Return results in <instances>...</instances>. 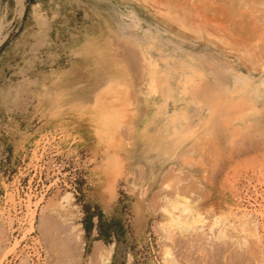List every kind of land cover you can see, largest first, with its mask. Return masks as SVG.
Listing matches in <instances>:
<instances>
[{
	"label": "rangeland",
	"instance_id": "rangeland-1",
	"mask_svg": "<svg viewBox=\"0 0 264 264\" xmlns=\"http://www.w3.org/2000/svg\"><path fill=\"white\" fill-rule=\"evenodd\" d=\"M136 4L0 0V264H164L166 247L174 264H264V93L234 83V49ZM174 196L195 202L182 227ZM85 206L122 231L87 236Z\"/></svg>",
	"mask_w": 264,
	"mask_h": 264
},
{
	"label": "bare ground",
	"instance_id": "bare-ground-1",
	"mask_svg": "<svg viewBox=\"0 0 264 264\" xmlns=\"http://www.w3.org/2000/svg\"><path fill=\"white\" fill-rule=\"evenodd\" d=\"M129 1L130 2L131 1H134L135 3L139 4L141 7L145 8V9H149L150 7H151V9L153 8L152 6L149 5V2L150 1H153V3H156V5L158 6V8H157V10L153 8L155 12H150L151 15H152L151 17H153L157 22L161 23L164 26V28H167V29L175 32L176 35L179 36V37H181V38L186 37L183 34L182 31L183 30H188V31H191V32H193L195 34H198L200 36L214 38L216 40V42H218V44L221 43V44H224L225 45L224 47H222V49L225 48V47H226V50L228 48L230 51L232 49H234L236 51V57H237V60L239 62L238 64H240L242 67H244V69L247 71V74H245L242 71H240L239 67H236L235 64L226 61L225 62L226 68H228L230 71H233L234 72V83L235 84H238V85H242V86H247V85H250V83H254L253 86H252L251 93L254 94V95H258V94L260 95V92H263L264 93V83L263 84H261V83H258V84L255 83V81L253 79L254 77L252 76V74L258 69V67H259V70L258 71L264 72V0H129ZM153 3L150 2V4H153ZM126 13H127V11H126ZM173 24L176 25V27L177 26L178 27L176 28L174 26V28H173L172 27ZM142 32H144V31L142 30ZM106 37H107V35H106ZM95 41H96V39H95ZM107 41L109 42L108 38H107ZM216 42H214L212 44L215 45V46H217L216 45L217 44ZM142 43H144V42H142ZM247 44H250L251 47L248 48V49L247 48L245 49V47H246ZM219 46L221 47V45H219ZM96 48H98V46ZM229 50H227V51H229ZM241 50H245V51H243L244 52V55H242V56H241V54H238V52L241 51ZM232 52H234V51H231V53ZM144 54H145V52H144ZM234 54H235V52H234ZM145 57H150V56H145ZM255 57H257V59L259 60V62L262 63L258 67L255 66L256 68L253 66V64H255V62H254V58ZM152 62L153 61H151V64H152ZM196 65H197V63H196ZM124 66H126V64ZM201 78H203L202 71L199 69V66L198 67H195V68H193L192 72L190 73V78H189V82L188 83H192L195 80H198V79H201ZM150 79H151V77H148V81ZM263 79H264V77H263ZM130 80H129V82H130ZM260 87H263V90L262 91L259 90ZM255 104H256V102H255ZM249 106H251V105H249ZM238 111L239 110H237V112ZM238 113H237L238 114L237 116H239V115L241 116L242 115V112H238ZM166 145H168V144L166 143ZM169 145H170V143H169ZM167 148L164 151H166ZM69 195H70L69 193L68 194L66 193V195L64 197H62V199L68 200L67 202H69V200H70L69 199V197H70ZM193 196H195V195H193ZM180 197L178 198V196H174V198L172 197V199L171 198H166L165 201L168 203V205L170 207H167V205H165V206L163 205V210L167 213V215L169 216V218L171 220L176 221V224L179 227H182L183 225L185 226V223L184 222H183L184 224L182 223L183 224L182 226L180 224L182 214L184 215V218H185L186 217L185 214L187 215V213L185 211L188 210L190 208V206H192V205H193L192 207H194L195 202L194 201H191V204L194 202L192 205H190V202L189 201L180 202V199H182ZM196 197L201 198L199 196H196ZM196 197H194V198H196ZM194 198H192V199H194ZM170 199L173 200L172 203H171ZM174 202H177V204L179 202V204L178 205H175ZM197 203H199V202H197ZM198 207H196V208L198 209ZM184 212H185V214H184ZM196 212H197V210H196ZM196 212L194 210V213H196ZM200 212H198L199 214L198 213L194 214V215H196V217L195 216L193 217L189 213V216L192 217V220L195 221V223L197 221L196 219H198V218H199L198 220L201 219ZM197 215H199V217H197ZM191 217H189L186 220H188V222L191 221L190 220ZM238 219H239V221H238L239 222V226L242 228L243 231L244 230L245 231H249L250 233H252V235L253 234L254 235L256 234V227L257 226H256V223L252 220V218H250L249 216H247V214H243V215L239 216ZM191 222H189V224ZM174 226H176V225L174 224ZM194 226L195 225L191 226L192 227V230L196 229V227L194 228ZM184 228H181V229H184ZM186 228H188V227L186 226ZM164 230H166V233L169 231L166 235H164V237L167 240L168 239L169 240L172 239L171 238V236L173 235L172 230L171 229L170 230L164 229ZM175 230H177V229H175ZM187 230L192 231L190 229H187ZM170 231H171L172 235L169 234ZM185 231H186V229H185ZM182 232H184V230ZM217 232H218L217 235L214 236L215 239H220V240H223L224 239L225 240V238H227V235H226L225 231L222 228L219 231L217 230ZM175 236L173 235V237H175ZM177 243H179V242H177ZM165 246H167V245L165 244ZM166 248H168V249H166L164 251L163 258H162L163 261H164V264H174V263H176L175 258H174L173 254H172L171 248H169V247H166ZM106 255H108V253ZM0 260L2 261L1 258H0ZM105 260H107L106 259V256H104V258H101V261L100 262L101 263H104ZM25 264H27V263H25Z\"/></svg>",
	"mask_w": 264,
	"mask_h": 264
},
{
	"label": "trees",
	"instance_id": "trees-1",
	"mask_svg": "<svg viewBox=\"0 0 264 264\" xmlns=\"http://www.w3.org/2000/svg\"><path fill=\"white\" fill-rule=\"evenodd\" d=\"M84 211H85V215L82 220V225L87 236L94 227H96L98 233L96 238L103 239L105 241L111 238L112 235L115 236L117 235V232L111 229L114 225H117L119 229L122 231V226L119 220L110 219L109 221H104L102 213L97 210L90 211L89 206H85ZM94 217L97 218L96 224H94L93 222Z\"/></svg>",
	"mask_w": 264,
	"mask_h": 264
}]
</instances>
